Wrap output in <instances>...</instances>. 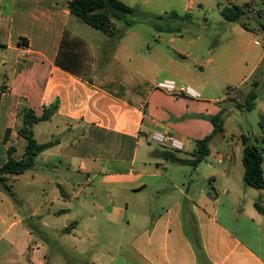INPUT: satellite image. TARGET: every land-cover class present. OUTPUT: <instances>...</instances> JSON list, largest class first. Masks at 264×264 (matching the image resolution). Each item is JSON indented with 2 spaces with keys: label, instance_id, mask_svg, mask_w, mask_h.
I'll use <instances>...</instances> for the list:
<instances>
[{
  "label": "crops",
  "instance_id": "0c3cea01",
  "mask_svg": "<svg viewBox=\"0 0 264 264\" xmlns=\"http://www.w3.org/2000/svg\"><path fill=\"white\" fill-rule=\"evenodd\" d=\"M70 1L0 0V30L2 22L8 21L6 43L0 45V113L3 115L5 110L9 117L4 124L5 132L11 129V137L7 142L4 138V142L16 148L15 157L19 154L18 159L22 158L26 139L19 136L16 126L23 110L30 108L42 116L45 109L57 104L49 120L34 126L35 137L41 143L59 139L56 145L40 154L61 162L69 159L72 171L76 172L71 174L58 166L48 169L56 177L50 176L53 186L50 192L45 190L44 202L51 205L48 211L69 213L76 206L83 214L80 219L64 224L60 238L68 235L72 239L66 244H52V249L63 255L60 262L50 260V264H264V214L256 206L258 201L264 207V189L246 182L245 166L241 175L235 174L238 164L243 163L244 139L253 143L249 136L243 132L229 139L226 130L215 134L207 157H213L222 169L204 170L203 181L209 179L212 190L202 182L197 185L193 177L201 174L200 165L207 157L194 166L172 161L164 152L194 159L195 140L212 134L215 126L210 134L192 138L178 123L167 118L163 111L165 103L155 105L156 113L150 114L149 98L153 90L149 92L147 85H143V90L142 81L137 77L129 78V84L122 81L127 69H130L129 75L138 74L132 70L131 63L126 64L119 57L120 51L128 50V45L119 38L130 31L100 35L97 31L69 30V23L75 17L69 9ZM155 32L159 37L161 33L170 34V42L187 35L183 31ZM250 33L247 34L252 39L255 35ZM200 34L189 31L188 35L196 38ZM113 46L117 49L114 55ZM66 53L72 54L74 59L66 61L76 73L57 64L58 56L65 57ZM140 56L142 79L148 75V58L142 52ZM241 56L246 61L241 67L239 87L234 97H227L235 99L236 105L245 101L253 79L260 80L264 49L243 50ZM212 62L213 57L206 60L207 65ZM196 65L207 68L205 64ZM90 67L100 68L101 76L86 78L83 70ZM212 72L229 83L225 76ZM153 79L154 87L175 96L159 87L165 80L174 81L173 77L162 80L156 75ZM219 79L210 78V82L216 86L222 82H217ZM136 83L141 86L133 90L132 85ZM196 89L199 96H188L197 98L199 92H207L204 88ZM126 91L134 97L126 96ZM157 133L172 137L180 147L159 142L154 137ZM261 139L264 141V130ZM20 146L22 154L18 152ZM259 147L264 155V148ZM179 152L186 155L181 156ZM36 163L30 170H36ZM169 164L191 175L189 183L181 186L175 176L178 169ZM35 176L34 173L32 178ZM70 179L75 182L69 183ZM87 187L92 188L91 196ZM155 196L163 197L162 203L152 204ZM57 203L60 205L56 206ZM158 205L163 206L162 211L154 213L152 206ZM52 207L57 208L52 210ZM40 209L34 211L37 213ZM97 211H104L107 220L99 222ZM120 220H124L122 231L116 230ZM110 224L115 227L114 234L123 233L122 238L110 239L113 233L107 230ZM100 237H109L110 241H101ZM47 242H50L48 237ZM40 250L26 243L23 254L30 264H47L51 254L48 248L41 254Z\"/></svg>",
  "mask_w": 264,
  "mask_h": 264
},
{
  "label": "rangeland",
  "instance_id": "374dc122",
  "mask_svg": "<svg viewBox=\"0 0 264 264\" xmlns=\"http://www.w3.org/2000/svg\"><path fill=\"white\" fill-rule=\"evenodd\" d=\"M126 4L135 7L137 12L128 14L127 18L136 21L131 27H127L123 20L113 18L114 30L113 31H130L128 35L119 38L120 42L128 45V50L120 51L121 57L126 64L132 66V70L138 74H128L130 69L125 72L126 75L123 82L129 84L127 80L137 77L142 81V89L147 85L150 87L149 92L153 90L154 94L149 98L148 112L152 115L156 113L155 105L165 103L166 107L163 109L165 115L174 124L180 126L179 128L189 132L192 138L203 137L213 131L214 123L211 120L212 116L222 113L223 126L226 130L227 138H232L233 135L240 136L243 132L246 133L250 141L258 144L264 148V141L261 139L263 129L261 126V117L264 115V62L259 70V82L257 105L253 110H241L236 108V100L227 98L228 96L234 97L235 91L239 87V78L241 76V67L243 62L246 61L244 56H241L243 50L254 52L263 50V46L256 45L254 39L264 40V0H122ZM248 1V2H247ZM231 3H238L244 5L247 16L242 18V22L247 25L246 30L241 23L225 21L220 14V7L226 6ZM246 5V6H245ZM189 7V10L186 9ZM177 11L180 14L191 12L193 18L190 21L179 22L175 21L176 25H180L184 37L175 42H170V34L161 33L162 37L156 34V30L151 25L155 21L157 15H167V12ZM188 10V11H187ZM69 30L78 31H97L100 35H104L100 30L82 22L76 16L69 23ZM132 31V32H131ZM192 32H201L199 37H193L189 34ZM246 31V32H245ZM253 33L255 36L249 38L247 34ZM102 33V34H101ZM250 33V34H251ZM159 38V39H157ZM180 38V37H179ZM159 41H157V40ZM108 47H111L109 45ZM242 48V51L239 48ZM114 48V46L112 47ZM1 49V48H0ZM113 49L112 54L114 55ZM117 50V49H116ZM120 50V48H119ZM118 50V51H119ZM117 51V52H118ZM140 52L144 54L147 60V77L140 76L139 73V60L142 59ZM186 54L183 56L182 54ZM191 53V54H190ZM101 54V53H100ZM14 55V54H13ZM239 56L240 59H239ZM213 57V62L208 64L206 60ZM131 59V62L128 60ZM26 60V59H25ZM205 64L207 68L201 69L199 65ZM1 68V66H0ZM204 72H203V71ZM212 71H216L227 78V81L219 79ZM86 78H94L95 74L100 77L102 71L96 67L93 69L86 68L83 70ZM160 76V79L165 77H173L174 81L180 86H190L193 89L204 88L207 90L205 93L199 92L200 97H190L184 94H175V96L167 94L155 85L153 77ZM144 78V79H143ZM210 78L216 81L219 79L218 85H213ZM171 80V79H170ZM166 81V80H165ZM153 82V83H152ZM164 82V81H163ZM115 87V86H114ZM126 96L130 95L128 91L124 92ZM178 96V97H176ZM187 96V97H186ZM211 96L216 100L208 99ZM221 99V102H217ZM0 113V167L8 159L7 148L8 144L4 142L5 122L9 119L4 110V114ZM22 125L21 119L17 122L16 128ZM11 137V133L9 134ZM156 147V144L152 145ZM19 148V153L22 154V147ZM18 150V149H17ZM179 155L184 156L185 153L179 152ZM19 154L16 156L19 158ZM220 157V156H219ZM70 160L48 158L43 154L37 157L36 170H29L19 176H10L9 183L13 185V190L16 192V197H11L5 190L0 188V264H30L29 259L23 254L25 244L28 243L31 247H39L41 252L48 248L50 256L46 262L50 264V260L60 262L63 255L61 252H55L52 249V244L60 245L66 244L72 238L68 235H63L60 238V231L64 224H70L83 216L78 211L76 206L72 212L62 214H53L49 210L50 206L44 201L47 200L46 192H50L52 188L51 180L56 179L49 173V168L57 167L63 171L71 172ZM171 167H176L178 172L175 173L177 181L183 186V183H189V175L183 168L169 164ZM222 167L214 160L213 157L207 159L200 165L199 171L201 174H195L194 179L196 184L202 182L205 186L211 189L209 179L203 181L204 170H220ZM244 170L243 163H239L235 170L237 176L241 175ZM35 173V178L32 175ZM243 175V173H242ZM74 178V177H73ZM54 181V180H53ZM77 181V179H76ZM239 181V180H238ZM242 184H245L242 179ZM241 181L238 183L241 184ZM65 183L66 181H62ZM75 182L70 179L69 183ZM97 185V184H95ZM246 185V184H245ZM96 190L99 187L95 186ZM212 190V189H211ZM86 191L91 196V187H87ZM96 196V195H94ZM179 197H182L179 195ZM161 196L152 198V204L160 202ZM42 202V205H39ZM44 202V203H43ZM60 205L57 203L56 206ZM163 205V204H160ZM158 205L152 206L154 213L162 211V207ZM35 208H41L39 212H35ZM57 207H52L54 210ZM51 210V211H52ZM100 214L99 222L107 220L104 211H97ZM121 225L116 227V230L122 231V224L124 220H120ZM110 228L107 230L112 231L110 239L122 238L123 233L114 234L115 230L113 224L108 225ZM129 236V235H124ZM47 237L50 242H47ZM109 237H100L99 240L109 242ZM115 246V245H113ZM70 262V261H69ZM71 263V262H70Z\"/></svg>",
  "mask_w": 264,
  "mask_h": 264
},
{
  "label": "trees",
  "instance_id": "16d2710c",
  "mask_svg": "<svg viewBox=\"0 0 264 264\" xmlns=\"http://www.w3.org/2000/svg\"><path fill=\"white\" fill-rule=\"evenodd\" d=\"M246 6V5H245ZM69 9L72 15L79 18L82 22L108 34L114 33L113 18L123 20L127 27H131L136 21L128 19V14H134L137 12L135 7H132L122 0H71L69 3ZM221 16L230 22L241 23L244 28H247L245 22H242V18L247 16L244 9V5L238 3H231L226 6L220 7ZM193 18L191 12H185L180 14L173 10L167 15L161 14L155 16V21L151 25L158 32H170V33H181L182 28L180 25H176L175 21L184 22L190 21ZM264 25V24H263ZM8 35V21L4 20L0 30V45H5L6 37ZM66 41V38H65ZM64 42V39H63ZM67 60H73L72 54L66 53L65 57L61 55L57 58V64L64 69L75 72L76 69L67 64ZM140 83L132 85L133 90L140 88ZM259 80L254 78L251 82V90L247 94L246 99L243 103H237V107L245 108L250 111L253 110L257 105ZM112 94L118 97L122 95L118 92L111 91ZM130 103L132 101L129 100ZM58 108L57 104L45 109L42 116H38L33 109H24L20 115L22 125L18 128L19 136L26 139V146L22 158L18 159L14 156L16 148L10 145L7 149L8 159L0 167V188L5 190L11 197H16V192L13 190V185L9 183L10 176H19L32 169L36 163V157L45 151L46 149L56 145L59 139L48 141L45 143L39 142L35 137L34 126L44 120H49ZM212 122L214 123V131L212 134L195 140L196 150L194 152V159H182L173 152H164L166 158L176 161L189 163L191 165H198L210 154V141L212 137L224 130L222 113L212 116ZM261 126L264 130V115L261 117ZM11 129H8L5 133V142L9 139ZM245 147L243 151V163L245 166V180L246 182L257 188L264 189V169L263 161L264 155L263 150L259 146L253 143H248L246 139ZM257 208L264 214V207L257 201ZM67 231V229H66Z\"/></svg>",
  "mask_w": 264,
  "mask_h": 264
},
{
  "label": "built area",
  "instance_id": "2783aa9c",
  "mask_svg": "<svg viewBox=\"0 0 264 264\" xmlns=\"http://www.w3.org/2000/svg\"><path fill=\"white\" fill-rule=\"evenodd\" d=\"M254 43L264 47V40L254 39ZM159 87L175 94H186L191 96H199V94L190 86H180L173 80H166L159 84ZM154 137L161 143H169L173 148H179L180 144L165 134H155Z\"/></svg>",
  "mask_w": 264,
  "mask_h": 264
}]
</instances>
